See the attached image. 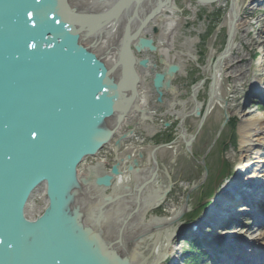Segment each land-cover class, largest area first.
Wrapping results in <instances>:
<instances>
[{
  "label": "water",
  "instance_id": "1",
  "mask_svg": "<svg viewBox=\"0 0 264 264\" xmlns=\"http://www.w3.org/2000/svg\"><path fill=\"white\" fill-rule=\"evenodd\" d=\"M195 1L208 6L221 0ZM141 38L132 48L129 36L125 58L128 52L132 57L157 51L153 38ZM149 63L133 54L130 69H147ZM178 71V66L151 70L159 104ZM137 81L130 96L136 104ZM120 89L78 35L67 0H0V264H93L64 210L78 167L124 123L123 114L111 130L99 127L117 113ZM137 166L134 162L129 172ZM119 175L120 163L97 177L96 185L109 188ZM41 187L48 206L32 220L28 205Z\"/></svg>",
  "mask_w": 264,
  "mask_h": 264
},
{
  "label": "bare ground",
  "instance_id": "2",
  "mask_svg": "<svg viewBox=\"0 0 264 264\" xmlns=\"http://www.w3.org/2000/svg\"><path fill=\"white\" fill-rule=\"evenodd\" d=\"M67 1L73 10L78 35L81 34L83 42L91 50L92 54L106 65L111 77L115 75L116 81L121 85L120 98L115 106L117 113L109 119L100 122L99 127L102 131L107 127V131L111 130L110 128L119 122L118 118L123 116V114L125 118L123 121L124 126L133 125L136 122L134 111L136 106L139 110V112H136V118L141 114V118L138 121L139 131L144 132V126L147 127V125L153 129L152 120L149 121L153 119L151 112L147 115V112H144L143 108L139 106L145 100L146 95V86L144 87V84L140 82L145 79L141 76L142 70L148 72L154 69V71L161 72L168 70L171 66H178L179 71L170 78L171 88L168 93L173 95V100L169 101L168 112L176 115V120L179 119L180 124H177L179 126V135L184 139L186 146L189 147L188 149H190V146L195 141V136L193 139V136L186 130V122L196 114L197 117L202 118L199 122L202 129L206 118L204 116L205 112L202 113L204 104L201 102L200 91L206 86L208 78H211L209 107L211 105L213 107L215 101L223 100L221 82L228 77V74H231L230 76L234 78L236 86L240 87L242 84H240L241 81L239 80L251 75L252 60L257 58L258 69L264 71V30L262 28L254 36V40L258 43V53L253 57L247 58L240 55L243 44L238 42L237 37L239 26H242L240 25L241 11L239 0H221L208 6L202 5L195 0H182L193 13L205 11L208 14V17L205 18L207 22L210 21L211 13L215 6L223 4L229 6L227 20L229 28L225 52L216 59L213 55L208 62L209 68L205 70H211V75L202 79L199 85L192 89L188 97L191 101L190 107L188 106L190 103L178 99L177 94L180 92L181 87L180 85L177 86L176 82L183 77L186 79L184 85L187 87L190 81V74L187 73L186 67L192 62H196L197 67H200L201 64L198 62L199 56L195 54L197 39L185 38L183 42L177 41V38L182 36V28L185 24V20L176 15V12H180L177 0ZM257 2H260V0H257ZM150 16H152V19L145 26ZM156 24H160L161 29ZM144 26L145 28L141 30ZM154 28H158L156 34H159L160 43L157 51L152 52V55L160 54L161 61H159L163 68L158 71V65L148 57L147 59L150 60V63L147 69L139 68L137 65L130 69L133 54L137 59L138 56L134 52L132 57H130L128 52L125 58L126 40L129 36L132 38V48L133 45L141 41V37H146V35L155 41ZM195 29H197V26H195ZM202 31L205 32L203 29ZM177 47L178 49L176 50ZM236 54L239 55L237 58H235ZM246 63L248 64L245 65ZM154 66L156 68H153ZM232 70L234 71L232 72ZM145 71L143 75L149 74ZM260 71L257 70V74H254L253 87L255 88L252 93L264 98V74L260 73ZM202 72L203 70H200L197 75L200 76ZM135 79L138 80L137 91L140 95L138 104L135 103L134 98L131 99L130 97ZM147 90H150V88L147 87ZM252 93L250 95H253ZM146 102L145 100L144 104ZM156 103L157 108L161 109L162 112L164 110L163 105ZM225 103L227 115L230 117L232 104ZM233 103L235 104V102ZM228 106L230 107L228 108ZM247 106V102L243 100L236 112V116L240 120L238 132L240 145L243 150L242 158L236 169L237 179H232L223 186V191L214 200L215 202L209 209V213H206L197 223L198 228H202L204 225L213 229L219 228V224L223 221V212L225 215L228 214L226 211L228 205L226 203L232 205L234 201H238L237 198L241 196V191L246 186L250 190L258 187L254 191L252 190L253 193H251L257 199L262 197V193L264 194V167H255L250 160L251 156H260L264 152V115L254 118L252 116L253 112L247 111ZM209 111L211 112V109ZM229 123L230 121H227L225 124ZM164 125L169 129L172 124L166 122ZM197 129L201 130L200 128ZM149 135L150 131L143 134L144 137L148 136L149 138H147L151 141L152 138ZM159 155L160 150L155 149L153 151V161H150L149 165L148 163H143L140 166V162L144 160V156L141 154L142 158L138 157V159L131 162L132 166L134 162H138V166L133 169V173L129 175L120 170V175L113 177L109 188H100L96 185V179L101 175L97 164H88L84 160V163L82 162L78 167L76 183L69 194L70 199L72 197V201L70 200L66 205L64 220L68 227H72L76 231L79 240L89 249L93 264H180L179 256L181 250L179 245L175 246L177 244L175 241L180 234L173 224L178 220V216L181 215L184 209L186 211L187 208L182 209L181 207L179 209L172 206L170 208L171 214L166 218H149V212L159 207L167 194L161 187L157 186ZM249 172H252V179L246 185L243 183V175ZM154 173L156 177L152 180ZM107 174H110V172L105 173V175ZM44 205L45 207L48 206L47 200ZM30 206L28 214L36 213V211L38 212L37 215L41 214L40 212H42L43 208L38 209L36 202H32ZM247 210L241 208L238 212L242 213ZM235 227L241 226L238 224ZM183 229L181 230V236L186 239H188V236L194 235L192 231H188L186 228ZM246 234L250 235L251 232L247 231ZM163 237L167 239L168 245L164 246L161 254H157L155 257ZM248 241L249 245H260L259 249L264 252V247L261 248L264 245V230L256 238L250 235ZM182 245L184 246V244Z\"/></svg>",
  "mask_w": 264,
  "mask_h": 264
},
{
  "label": "rangeland",
  "instance_id": "3",
  "mask_svg": "<svg viewBox=\"0 0 264 264\" xmlns=\"http://www.w3.org/2000/svg\"><path fill=\"white\" fill-rule=\"evenodd\" d=\"M176 2L180 10L179 13L176 12V15L185 20V24L182 28V36H179L177 41L183 42L185 38H195L198 40L195 45V54L199 56L198 62L201 64L200 67H197L196 62H192L186 67L187 73L190 74V81L188 82L189 84H187V87L184 85L186 79L183 77L179 78L176 82L177 86L180 85L181 87V93L178 92L177 94L178 99L190 103L188 104V106H190L191 101L188 97L190 96L192 89L198 86L202 79L210 77L211 75V70H205L209 68L208 62L212 59L213 55L216 59L221 57L225 52L229 28L227 26L229 6L224 4L215 6L211 13V19L207 22L205 18L208 17V14H206L205 11L193 13L188 6L182 2V0H177ZM239 3L241 11L240 25L242 26H239L240 29L237 37L238 42L243 44L240 55L246 58L253 57L259 51L258 43L254 40L255 33H257L260 28L264 30V0H260V2H257V0H239ZM156 26L161 29L160 24H156ZM195 26H197V29H195ZM202 29L205 32H203ZM154 37L155 43L158 45L160 43L159 34L154 35ZM163 45H165V43H163ZM177 49L178 47L176 50ZM171 54H173V52H171ZM238 56L239 55L236 54L235 58ZM143 57H149L152 59L153 62L158 65V71L163 68V65L159 61L161 59L159 53L152 55L150 52H145L138 56V58ZM257 61V58L252 60L250 67L251 75L239 80L241 81L240 84H242V86H236L234 78L230 76L231 74H228V77L221 82V94L223 100L232 104V107L228 106V108L230 107V117L227 115L228 113L225 109L226 103L223 100L215 101L213 107L212 105L209 107L211 78H208L206 86L200 91V96L202 98L201 102L204 104L202 113H206L207 111L204 125L201 129L199 122L202 118L197 117L196 114H194L193 117H190L186 122V130L193 136V139L195 136V141L193 145L190 146V149H188L189 147L186 146L184 139L179 135V126H177V124H180L179 119L176 120V115H172L168 112L169 101L173 100V95L168 92L165 93L164 100L166 101L162 104L164 112H161V109L157 108V94H155L152 89L153 73L150 70L148 72L144 70L149 74L143 75L144 71L142 70L141 76L145 79L141 82L144 84V87L146 86V108L150 110L153 117V119L149 120H152V124H150L153 126V129L150 128L149 125L144 127L150 131L149 136L152 140L141 144L140 141L136 139V135L132 133L133 131H135V133L140 132L138 127L134 124L132 126H122V128L111 138L108 146H104L103 149L98 152L97 157L88 158V164H97L99 173L103 175L108 171V164L112 167L120 161L121 171L130 175L129 167L131 162L128 158L131 155H139L137 152L140 148L139 150L144 156V160L140 162V166H142L143 163H148L149 165V162L153 161V151L159 149V177L157 179V186L161 187V189L167 194L160 206L149 212V218H166L171 214L170 208L172 206L179 209H181V207L182 209L187 208L186 211L184 209L181 215L178 216V220L173 224V226L177 228L178 233H180L181 230H183L184 225L191 226L194 224V221L198 222L201 220L203 218V212L206 211L205 208L209 204H214V200L223 191V186L228 181L237 177V165L243 154L238 132L240 120L238 116H236L238 106L244 100L248 104L247 111L253 112L252 116L254 118L264 115V104L260 103V97H257L255 93H252L255 88L253 87L255 80L254 74H257V70L260 71L257 67ZM247 64L248 63L245 65ZM200 70H203V72L198 76L197 73L199 74ZM233 71L234 70H232V72ZM260 73L264 74V71L261 69ZM147 87H149L150 90H147ZM251 93L253 95H250ZM233 102H235V104ZM143 108L145 109L144 106ZM210 109L211 112L209 111ZM135 119L136 122H138L140 120V115ZM227 121H230V123L225 124ZM166 122L172 124L169 129L164 125ZM197 128H200L201 130L199 131ZM128 136L132 137L124 140V138H128ZM236 138L237 140H235ZM121 142L122 144H120ZM111 148L112 150L110 151ZM250 160L251 163H253V166L264 167V152L260 156H251ZM251 173L249 172L243 175V183H250L249 181L252 179ZM45 195L46 192L44 187L38 189L34 194L27 209V216L29 218L35 220L38 216L44 213L46 210L45 208H47L44 205V202L46 201ZM32 202H36L38 209L41 207L43 208L40 215H37V211L36 213L32 212V214H28ZM238 219L241 228L236 230L234 235L242 240L238 239L239 241H237V238L234 237V240H232L233 245L230 247L231 249H233L234 246H241L243 249V246L246 245V242L243 239L250 237L246 234L247 231H250V235L256 238L263 230L262 228L254 226L253 220L248 216H238ZM201 231L203 234H208L209 236L214 234V232L205 225L202 227ZM184 239L185 237L180 235L175 241L177 243L175 246L179 245V249L181 250L179 256L180 264H185L182 261L183 258L187 260L186 248L183 250L182 247ZM166 245H168L167 239L163 237L158 246L155 257L157 254H161ZM244 247H246V249L250 248V246L247 245Z\"/></svg>",
  "mask_w": 264,
  "mask_h": 264
},
{
  "label": "flooded vegetation",
  "instance_id": "4",
  "mask_svg": "<svg viewBox=\"0 0 264 264\" xmlns=\"http://www.w3.org/2000/svg\"><path fill=\"white\" fill-rule=\"evenodd\" d=\"M145 133V131L143 132V131H140V132H136V133H134V135H136V139L138 140V141H140V143H142V142H147V139L149 138H147V136L146 137H144L143 136V134ZM146 139V140H145Z\"/></svg>",
  "mask_w": 264,
  "mask_h": 264
},
{
  "label": "trees",
  "instance_id": "5",
  "mask_svg": "<svg viewBox=\"0 0 264 264\" xmlns=\"http://www.w3.org/2000/svg\"><path fill=\"white\" fill-rule=\"evenodd\" d=\"M197 260H198V258H195V259L191 258V260L188 262V264H196V263H198Z\"/></svg>",
  "mask_w": 264,
  "mask_h": 264
}]
</instances>
